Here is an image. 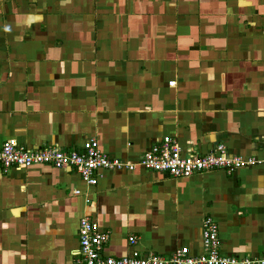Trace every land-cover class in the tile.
Here are the masks:
<instances>
[{
  "label": "crops",
  "instance_id": "crops-1",
  "mask_svg": "<svg viewBox=\"0 0 264 264\" xmlns=\"http://www.w3.org/2000/svg\"><path fill=\"white\" fill-rule=\"evenodd\" d=\"M164 136L182 154L222 143L258 162L188 177L101 169L94 185L71 167L0 166V264H77L82 216L111 256H197L206 217L220 254L264 255V0H0V145L95 137L135 162Z\"/></svg>",
  "mask_w": 264,
  "mask_h": 264
},
{
  "label": "built area",
  "instance_id": "built-area-1",
  "mask_svg": "<svg viewBox=\"0 0 264 264\" xmlns=\"http://www.w3.org/2000/svg\"><path fill=\"white\" fill-rule=\"evenodd\" d=\"M258 162L256 159H244L240 156H228L222 143H217L207 153H181V147L170 136H164L154 142L135 162H124L110 157L99 145L95 137L86 139L80 149H62L60 147L42 146L37 149L27 148L13 140H5L0 145V166L7 170L12 166H28L45 163L56 168L71 167L79 173L88 185L97 183L101 169H133L135 166L168 173L173 177H188L195 173L214 168L232 171L240 166ZM79 193V189H74ZM201 243L203 251L197 256L189 254L187 246H182L170 255H143L137 249H131L121 256L103 253L108 240L107 231L99 229L98 223L82 216L78 224L79 246L74 253L77 264H264V255L260 259H237L224 256L219 252L217 224L210 217L201 224ZM130 244L136 242L134 235L128 236Z\"/></svg>",
  "mask_w": 264,
  "mask_h": 264
}]
</instances>
